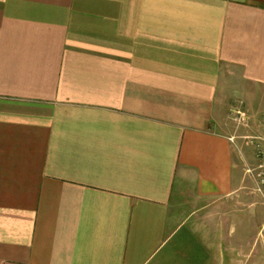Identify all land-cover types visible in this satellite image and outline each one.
<instances>
[{
	"label": "crops",
	"instance_id": "obj_1",
	"mask_svg": "<svg viewBox=\"0 0 264 264\" xmlns=\"http://www.w3.org/2000/svg\"><path fill=\"white\" fill-rule=\"evenodd\" d=\"M233 109L264 0H0V264H230Z\"/></svg>",
	"mask_w": 264,
	"mask_h": 264
},
{
	"label": "rangeland",
	"instance_id": "obj_2",
	"mask_svg": "<svg viewBox=\"0 0 264 264\" xmlns=\"http://www.w3.org/2000/svg\"><path fill=\"white\" fill-rule=\"evenodd\" d=\"M231 102H238V98L230 99ZM235 106L239 104H234ZM231 105H229L230 107ZM253 118L249 123V128H241L234 122H230V126L234 127L235 134L242 139L237 141L239 151L242 155V166L245 171L247 168L252 167L251 164L254 162L255 149L250 144L249 137H255L264 131V122L261 123V115H252ZM263 124V125H262ZM240 127V129H239ZM263 127V129H262ZM248 139V140H247ZM251 162V163H250ZM246 164V165H245ZM244 173V172H243ZM252 184L244 180L243 187L233 197L231 201L240 202V204L230 210L233 213L235 210L242 214V219L239 221L231 220V255L230 264H238V258L241 260V264H264V202L261 205L260 199H258L253 193ZM256 205V206H255ZM232 207V206H231ZM257 207V216L254 215L255 208ZM262 208V210H260ZM260 210V212H258ZM241 221L245 222L241 225ZM235 235V236H234ZM234 236V238H233Z\"/></svg>",
	"mask_w": 264,
	"mask_h": 264
},
{
	"label": "built area",
	"instance_id": "obj_3",
	"mask_svg": "<svg viewBox=\"0 0 264 264\" xmlns=\"http://www.w3.org/2000/svg\"><path fill=\"white\" fill-rule=\"evenodd\" d=\"M231 112V119L238 126L247 123L248 117L244 112L238 109ZM248 139L255 149V165L247 168L246 172L253 178L257 191L264 196V133Z\"/></svg>",
	"mask_w": 264,
	"mask_h": 264
}]
</instances>
